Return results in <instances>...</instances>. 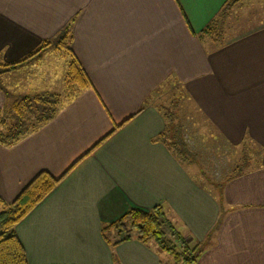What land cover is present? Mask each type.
<instances>
[{"label": "crops", "instance_id": "crops-1", "mask_svg": "<svg viewBox=\"0 0 264 264\" xmlns=\"http://www.w3.org/2000/svg\"><path fill=\"white\" fill-rule=\"evenodd\" d=\"M227 1L0 0L1 63L69 26L91 83L49 122L0 143L7 203L41 172L65 175L15 226L27 264H165L153 244L102 234L130 209L159 205L188 245L206 244L196 264H264V0H242L205 34ZM36 64L12 73L13 95L0 86V111L36 93L21 79ZM49 86L37 94L57 93ZM179 140L182 160L170 148Z\"/></svg>", "mask_w": 264, "mask_h": 264}, {"label": "trees", "instance_id": "trees-1", "mask_svg": "<svg viewBox=\"0 0 264 264\" xmlns=\"http://www.w3.org/2000/svg\"><path fill=\"white\" fill-rule=\"evenodd\" d=\"M241 1L228 0L219 17L205 29L204 33L215 36L227 12ZM71 43L72 30L67 26L53 41L44 43L40 49L25 59L11 64L0 62V75L28 64L47 49L53 48L60 57L67 60L65 80L67 94L85 90L91 83L73 55ZM63 100L62 95L49 92L19 97L7 109L0 111V143L12 145L52 120L63 105ZM170 148L181 160L183 155L189 154L187 145L182 141H174ZM246 168V165L235 167L228 180L242 175ZM67 173L68 171L65 174ZM64 176L56 178L48 172H41L12 202L7 203L0 197V264H27L25 250L17 238L15 226L53 191ZM102 234L112 245L132 239L153 244L158 250L173 256L174 264H196L206 246L205 243L188 245L167 218L165 208L161 205L149 211L130 209L120 219L105 226Z\"/></svg>", "mask_w": 264, "mask_h": 264}, {"label": "rangeland", "instance_id": "rangeland-1", "mask_svg": "<svg viewBox=\"0 0 264 264\" xmlns=\"http://www.w3.org/2000/svg\"><path fill=\"white\" fill-rule=\"evenodd\" d=\"M43 53H41L38 57L32 60V61H36L37 63L36 66H34V68L32 69H30L29 67L30 71L26 75L23 74V77H21L23 81H27L28 83L27 89L23 92H27V94L36 92L35 94H37V93L46 91L47 90L46 88L49 85H51L49 86V89L52 90V92H57V94L62 95V98H65L67 95V88L65 87V80H66L65 77L67 75V60L61 57H58V56L56 57L50 56L49 54L48 56L47 55L42 56ZM14 71L7 72V73L0 75V86H2L3 84H7L11 88L12 95H13V81L20 78V77L16 78L15 76L12 75ZM23 83H26V82H23ZM39 85L40 86L43 85V86L37 88V86ZM31 87H34L35 90L32 91ZM210 140H211V143L209 145L212 146V143H213L212 141H214V138L210 137ZM249 158H251L250 153L246 155L245 159H249ZM249 161H250V164L247 165V168L245 170L251 167L250 166L251 162L254 163L252 159ZM224 169L226 168L219 167L218 169H216L215 175H220L221 177H224L225 176L224 171H223ZM226 171H228V169ZM167 259L172 261V263L175 262V259L173 258V256L171 255L168 256L164 254L163 260L165 264L167 262Z\"/></svg>", "mask_w": 264, "mask_h": 264}]
</instances>
